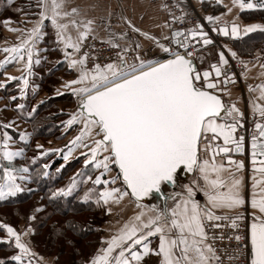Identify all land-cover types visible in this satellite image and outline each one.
Masks as SVG:
<instances>
[{
    "label": "snow or ice",
    "instance_id": "1",
    "mask_svg": "<svg viewBox=\"0 0 264 264\" xmlns=\"http://www.w3.org/2000/svg\"><path fill=\"white\" fill-rule=\"evenodd\" d=\"M236 6L241 10H264V0H232V7ZM36 7L40 9L35 14L38 19L27 21L31 28H10L18 33L19 42L0 49L7 54L0 60V68L10 63L20 66L21 75H8L7 81H17L20 98H26L30 77L35 75L34 66L46 59L39 56L38 45L46 35L45 21H50L63 60L68 69L77 73L76 78L61 87L77 97L76 111L63 123L65 130L80 125L78 134L69 141L67 151L44 149L39 155L62 152L67 162L74 151L83 149L80 155L84 157L85 170L76 173L67 186L52 191L51 199L69 197L84 184L90 185L78 197L84 204L94 202L107 214H112L113 205L125 201L135 207L123 223L116 221L119 227L106 229L110 235L101 237L94 253L82 256L76 264H146V258L153 256L157 264H264V82L248 85L249 92H259L249 101V120L238 106L239 98H223L231 97L226 85L236 83V74L229 75L225 52L219 51L217 62L207 69L201 71L197 64V60L204 61L200 46L213 44L199 21L187 29H172L166 21L164 27L171 29L170 36L157 37L126 16H120V20L127 30L117 32L111 24V11L96 18L86 8L68 6L67 0H36ZM232 7H228V12ZM188 15L181 9V15L171 19L182 23ZM97 19L105 21L103 36L97 30ZM205 19L215 25L221 17L208 15ZM10 23L8 18L5 25ZM212 30L240 38L256 30L264 31V24L242 28L233 21L230 28L225 24ZM135 34L158 50L154 57H148L144 44L133 38ZM97 40L110 46L115 58L98 62L96 44L90 43ZM228 51L231 57H237L235 51ZM240 63L244 65L241 75L247 79V64ZM260 67L264 69V63ZM5 86L6 82H0V88ZM37 87L32 86V91ZM56 94L63 93L58 89ZM16 108L23 110L25 104L17 103ZM35 111L34 106L28 115ZM249 122L254 125L251 132L246 129ZM0 126L9 128L12 124ZM28 135L21 133L20 140L26 141ZM248 135L253 172L250 194L245 190V161L234 159L233 155L246 153ZM10 141L9 133L3 132L0 201L32 191L18 183L32 178L29 167L13 163L17 157L25 156V149H12ZM36 147L43 149L40 144ZM32 163H36L35 158ZM48 167L44 165L45 169ZM180 172L192 174L189 183L180 185L182 190L178 193L166 192V186L177 185ZM43 175L49 173L45 171ZM197 193L203 194V202ZM146 198L161 199L162 203L146 204ZM33 211L29 220H35V213L43 211V206ZM68 229L76 232L78 226L66 221L59 229L67 243L74 245L65 236ZM0 230L6 233L0 243L17 250L11 260L33 264L38 254L25 239L33 234L32 226L18 231L0 222ZM156 240L158 243L154 244ZM225 240L227 244L223 243ZM0 264L5 261L0 260ZM37 264H43L42 259Z\"/></svg>",
    "mask_w": 264,
    "mask_h": 264
},
{
    "label": "crops",
    "instance_id": "2",
    "mask_svg": "<svg viewBox=\"0 0 264 264\" xmlns=\"http://www.w3.org/2000/svg\"><path fill=\"white\" fill-rule=\"evenodd\" d=\"M190 1L192 2V4L196 5V7L199 8L204 17L208 15L220 16V21H223L225 24H227L229 28L231 27V23L233 21L237 22L242 28L249 24H264V10H241L238 6L232 7V0H222V3H218L217 0ZM203 1H207L210 4L221 5L222 8L219 10V12L213 13L210 9L207 8L206 10L203 8ZM253 2H256V0H253ZM67 5L86 8L88 9L89 15L96 18L107 16L108 11H111L113 13L111 17V24L113 25L114 30L117 32L127 30V25L120 20V16H126L131 19L137 27L141 28L144 31L150 32L157 37H160L161 35L170 36L171 33L169 32L167 27H164L165 16L162 9V0H67ZM93 5L95 7H92ZM228 7H232L231 12H228ZM39 11L40 9L36 7V0H0V49H2L4 46H11L12 44L18 43V33L11 31L10 28H31L32 24L27 23V21H35L36 19H38V16L35 14ZM253 11L258 12L256 14H253ZM8 18H11V23L10 25L6 26L5 21L8 20ZM104 23L105 21H100L99 19H97V30L102 36L104 35ZM45 25L46 35L44 40L38 45V47L41 49L39 56L46 57V59H41L40 65L34 66L33 71L35 75L30 77V87L26 92V98H20L17 81H7L8 75H21L20 71H18L20 66L16 63H10L6 65L5 68H0V82H6V86L0 88V125L9 124V120L18 118L15 117L17 114L21 117L24 110L17 109V103H23L30 109H32L42 100L61 96L56 94L58 89L63 93L62 95L68 94L72 98V101H68L63 106H61L67 109H60V111L68 113L66 121L69 119L70 114L75 112L74 109H76V105H78L77 97L71 92L70 89H64L61 87V85L67 80L76 78L77 73L73 70L68 69L67 62L63 60L62 51L59 47H57L55 43V33L51 27L50 21H45ZM128 31L130 35H132L130 30ZM243 36H241L240 38H242ZM218 37V42L220 45H222V51L225 52L226 58L228 56L233 59V57H231V53L228 51V49H231L233 51L230 41L228 40V37H233ZM133 38L139 39L144 44V49L147 52L148 56H155V51L158 50H153V46L149 41L145 40L143 37H140L139 34H135ZM121 43H123V41H121ZM211 45L212 46H207V51L202 52V49L204 47L201 49V54L204 56V61L200 67L201 71L207 69L210 64L216 63L218 60V57H216L211 51L214 50L215 52L219 53L220 49H215L214 47L216 46H214L213 44ZM6 55V53L0 50V60H3ZM237 57L247 64V79H245L244 76L241 75L242 79L247 82V86L249 84L255 86L264 82V76H261V72H264V69H261L260 67V64L264 63V56L262 55L260 48H258L251 57ZM57 61H60V63H57ZM49 77L54 82L46 84ZM32 86H38L35 92L32 91ZM226 87L231 91V97H229L228 95H224L223 98L226 101L237 100L239 98L238 106L242 111H244L243 95L240 89L239 82L236 80V83L229 84ZM246 90V104L251 116V104L249 103V101L250 99H255L256 97H258L259 92H249L248 87ZM13 96L17 97V99L12 100L11 98ZM73 101L75 103V107L69 106V104L73 103ZM8 129H10V127L4 128L0 126V133H3L5 131L8 132ZM220 143H222V141H220ZM234 159L244 160L245 158L242 156H234ZM248 168L250 171L248 172V174L244 171L243 176L245 175L247 177H244V180L246 181L247 179L248 182L246 193L250 194L252 183L251 177L253 175L252 164L250 161ZM191 177L192 174L180 172L177 179V185L175 187L166 186L165 191L176 193L180 192L182 190L180 185L189 183ZM257 178L259 177L257 176ZM197 198L203 202L204 198L202 193H197ZM144 203L159 204L162 203V200L147 198ZM112 207V214H107L104 209V220L99 226V229H103V231L99 230L100 239L101 237L110 235V232L106 231V229L114 230L115 228L119 227V224H117L116 221H120V223H123V221L131 216L135 211L134 205L128 201H125L119 206L113 205ZM100 239L95 248L90 252V254L94 253L95 250L100 247ZM156 243H158V240L154 241V244ZM33 250L36 252L34 246ZM41 259L43 264H55V260L53 257L46 258L42 255H37V258L34 260L33 264H37V261H40ZM146 264H157V258L154 256L146 258Z\"/></svg>",
    "mask_w": 264,
    "mask_h": 264
},
{
    "label": "trees",
    "instance_id": "3",
    "mask_svg": "<svg viewBox=\"0 0 264 264\" xmlns=\"http://www.w3.org/2000/svg\"><path fill=\"white\" fill-rule=\"evenodd\" d=\"M202 5L204 9L207 10L208 8L213 13L222 8L221 5L210 4L207 1H203ZM257 12L253 11V14ZM263 38V31H255L244 35L242 38L228 37V40L237 56L247 58L260 48V41ZM53 98L43 100V104L38 103L35 106L36 111L31 116L26 117L31 127L32 136L39 138L50 136L57 132V129L61 127L60 125L66 121L68 113L59 111L52 105L54 101L68 102L72 101V98L68 94ZM61 119L63 122H59ZM59 162L60 160H54L46 169L49 173L48 176L43 175L45 168H42L43 165L40 163L30 167L32 191L26 190L18 193L15 197L0 201V222L9 225L29 223L34 229L30 239L38 255L53 256L55 261L62 262V264H76L82 256L87 257L99 242L100 232L98 229L104 220V216L94 215L91 210L99 211L101 209L104 212V208L97 207L94 202L82 203L78 199L81 196L79 191L66 198L51 199V192L59 188L64 174L70 171L65 168L62 169L63 172L61 169L57 171ZM0 177H2L1 174ZM35 195L39 196V203L43 206V211L37 212L35 215L37 218L41 216L42 219L29 220L28 217L34 214L33 210L37 207L34 202ZM82 214L86 215L83 216ZM83 220L85 224H81ZM91 220H94L96 226L92 225ZM66 221H72L78 226L79 230L76 232L70 229L65 231V236L73 240L74 245L67 243L65 237L59 233L60 227ZM0 234H4V231L0 230ZM93 234V238H89ZM74 248L78 249L79 253ZM14 254H16L14 246H10L8 243H0V260L5 261V264H16L15 261L11 260V256Z\"/></svg>",
    "mask_w": 264,
    "mask_h": 264
},
{
    "label": "rangeland",
    "instance_id": "4",
    "mask_svg": "<svg viewBox=\"0 0 264 264\" xmlns=\"http://www.w3.org/2000/svg\"><path fill=\"white\" fill-rule=\"evenodd\" d=\"M217 12H219V11H217ZM200 13H201V11H200ZM213 45L216 46V47H214L215 49H218V50L220 49V51H222V45H220L219 43H215L214 41H213ZM210 46H212V45H210ZM201 49H202V52L207 51V46H202ZM201 49H200V52H201ZM211 52L216 57H218V53L217 52H215L214 50H212ZM148 57L152 58L153 56L149 55ZM51 82H54V81H52L51 78L49 77L48 82L46 84H49ZM65 103L66 102L62 101V100L54 101L52 106H55L54 108H57V110H59V111H60V109L65 110L67 108L61 107ZM28 104H30V103H28ZM69 106L75 107L74 101H73V103L69 104ZM76 106H78V105H76ZM76 109H77V107H76ZM76 109H74V110L76 111ZM23 110L24 111H23L22 115L20 114L21 117L17 114L15 117H18V118H15L13 120H9L8 121V123L12 124L10 129H8V133L12 137V141H10V145L9 146L12 149H14V150L18 149V148H21V147H23L25 149V156L24 157H17L14 160L13 163L17 167L27 166L30 169V167L35 166L37 163H40L41 165H43L42 168H44L45 164H48L50 166V164H52L54 162V160H56V159L60 160L59 165H57L56 169H61V171H62V169L65 168V169H69L70 171L69 172L67 171L64 174L63 181L61 182L59 188L67 186V184L69 183L70 179L76 173L85 170L84 169V165H83L84 157H82L80 155V152L84 151V150L83 149H79V150L74 151L73 155L69 158V160L67 162L64 161L62 152L61 153H49L46 156H40L39 153L41 151H43L44 149H62L64 151H67V147L66 146H70L69 145V141H71L78 134V129H79L80 126L79 125H73L68 130H64L65 126H64V124H62V125H60L61 127L59 126L60 128L57 129V132H54L50 136L41 137V138L36 137V136L34 137L31 134V127H30V124L28 123V119L26 118L28 116V113L31 112L32 109H30L27 105H25V108ZM62 120L63 119H61L59 122H63ZM62 128H63V130H62ZM21 133L29 134L28 135V139L26 141H21L20 140V134ZM2 134L3 133H0V144H2ZM37 144L43 145V149H38L36 147ZM33 158L36 159V163L35 164L32 163ZM244 161H245V168H246V165H247V168H248L249 161L251 162L250 157L248 158V160L244 159ZM61 165H63L62 168H61ZM45 171H47V170L45 169ZM87 171H89V173L91 174V170L90 169L87 170ZM244 171L248 174V172L250 170L248 168L247 171L246 170H244ZM30 173H31V170L29 172V175H30ZM0 174L2 176V170H0ZM244 177L247 178L245 175H244ZM0 182H2V177H0ZM18 183H21L22 186L25 189H32L33 188L31 186V184H30V180L18 181ZM245 185H246V192H247V187H248L247 179L245 181ZM88 186L89 185L80 184V186H79L77 191L81 192V195H82L83 191L86 190V187H88ZM38 197H39L38 195L34 196V202H35L37 207L41 206V204L39 203V198ZM91 212H93L94 215H100L101 217L104 216L103 215L104 212H102L101 209L99 211L91 210ZM82 215L85 216L86 214H82ZM36 219H42V218L40 216V217H38ZM49 220H51V219H49ZM93 221L91 220L90 222L93 223L92 224L93 226H96ZM81 224H85V221L83 220L81 222ZM28 225H29V223H27V222L25 223L24 222V223H20V224L17 223V225L16 224H12L11 226L15 227L18 231H21L25 227H27ZM5 235H6L5 232H4V234H0V238L4 237ZM30 236H32V235H30ZM30 236L29 237H25V239L30 241L31 246L33 248ZM93 236H94V234L90 235L89 238H93ZM44 257L47 258L49 256H44ZM55 264H62V262L55 261Z\"/></svg>",
    "mask_w": 264,
    "mask_h": 264
},
{
    "label": "built area",
    "instance_id": "5",
    "mask_svg": "<svg viewBox=\"0 0 264 264\" xmlns=\"http://www.w3.org/2000/svg\"><path fill=\"white\" fill-rule=\"evenodd\" d=\"M167 5L168 7L165 8L163 7V5ZM177 4L180 5V7H177ZM162 9H163V13L165 16V22L167 21L169 24H172V29H187V28H191L197 21H199L200 23H202L205 28L204 30L207 31L209 33V36L212 38V40L215 43H219L218 42V37L212 32L211 28L212 27H217L220 25H225L224 22L222 21H218L217 24L213 25L211 23H209L205 17L200 13L199 9L196 7V5L192 4V2L190 0H162ZM181 9H183L185 12H187L189 15L186 17V19L184 20V22H178V21H173L171 19V17L173 15L175 16H179L181 15ZM169 32H171V29H169ZM198 39V38H197ZM90 43H95L96 47L98 49V56H99V60L98 62L100 63H106L108 62V58H115L114 57V50L106 45V44H101L99 40L97 41H90ZM193 44L195 45V41H193ZM202 45L200 46L201 49ZM260 49L262 52V55L264 56V38L260 41ZM129 58L131 59V54H129ZM227 58L229 59V65L227 66L228 70H229V75H231L232 73L236 74V80L239 82L241 91H242V95H243V101H244V112L246 114L247 117H249V120H251V116H250V112L247 109V104H246V92H247V82L242 79L241 77V73L243 71V64L240 63L241 59L236 57V58H230L227 56ZM89 67H91V60L89 61ZM246 129L248 132H251L254 129V125L249 122L246 124ZM250 135H248L246 137V153L244 154V158L246 160H248L250 156L249 154V148H248V144L250 143ZM245 170L247 171V165ZM220 231V230H217ZM225 231L227 232H231L230 229H225ZM218 243H220L218 241ZM224 244H227L228 241L225 240L223 242Z\"/></svg>",
    "mask_w": 264,
    "mask_h": 264
},
{
    "label": "water",
    "instance_id": "6",
    "mask_svg": "<svg viewBox=\"0 0 264 264\" xmlns=\"http://www.w3.org/2000/svg\"><path fill=\"white\" fill-rule=\"evenodd\" d=\"M223 26H225V25H220V26H218V28H219V27H223ZM213 28H217V27H212L211 30H212ZM212 32H213L215 35L220 36L221 38H227V37H228V36H224L223 34L219 33L218 31H213V30H212ZM197 64L200 65V67H201V65H202V63H201L199 60H198ZM229 84H232V83H229ZM229 84H227L226 86H228ZM250 142H251V139H250ZM248 148H249V154H250V152H251L250 143L248 144ZM233 155H234V156H242V155H239V154H233ZM168 187H169V186H168ZM146 199H147V198H146ZM146 199H145V200H146Z\"/></svg>",
    "mask_w": 264,
    "mask_h": 264
}]
</instances>
